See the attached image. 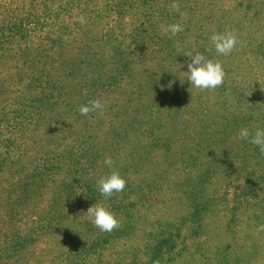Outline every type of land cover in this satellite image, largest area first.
<instances>
[{"label":"rangeland","instance_id":"obj_1","mask_svg":"<svg viewBox=\"0 0 264 264\" xmlns=\"http://www.w3.org/2000/svg\"><path fill=\"white\" fill-rule=\"evenodd\" d=\"M201 1L168 0L166 5L174 7ZM233 1L206 0L207 4L217 6L206 10L205 15H199L198 25L189 28L199 39L211 38L216 32H234L238 44L231 54H218L212 41L209 45L208 41L196 45V37H191L189 30L184 32L182 41L168 51L171 54L178 51L175 54L178 58L183 48L187 53L195 54L197 49L207 47L210 51L212 46L210 52L204 53L206 58L221 62L226 69V80L220 89L201 90L191 85L187 79V64L191 58L177 65L175 60L167 64L163 59L164 52L158 50L164 45L163 38L155 52H136L137 62L125 64V74L132 83L124 82L129 89L120 91L119 99L109 103L108 108L103 105L108 112L96 120L98 125L91 127L89 115L84 124L70 121L71 125L65 130L67 133H43L33 139L43 138L42 145L28 141L27 151L40 148L54 153L62 152L56 148L59 145L80 139L86 150H97L101 157L97 162L91 161V171L84 174L88 181L85 182L90 184V187L79 189L84 193L85 202L68 205L74 194L61 197V204L64 203L54 216L56 221L65 220L66 237L61 234L60 226L53 227L56 232L52 237L38 236L36 229H41L43 219L46 222L50 209L47 198L39 197L33 202L27 213L29 222L25 223L30 247L19 257L17 264H142L143 246L151 238L148 230L158 232L171 225L177 229L176 234H188V241L199 239L197 249H192L193 260L186 259L180 264H264V231H257L264 225V202L256 208L260 211L257 218L250 211L244 214L235 203L230 204L234 209L228 214L229 204L225 201L228 196L224 195V190L219 199H208L209 193L214 194L219 187L215 177L226 180L225 187L230 190L233 188L229 185H238L242 180L247 185L248 173L250 177H264V153L240 136V131L245 128L252 133L257 128L264 129V0H237L241 5H235ZM132 14L130 11L127 17ZM98 20L95 17V23L79 32L87 47L81 52V60L90 61V64L77 68L72 85L68 83L71 78L66 76L69 65H62L65 73L60 70V79H67L64 85L68 91L75 99L80 98L79 108L94 98L91 84L95 80L92 78L100 68L97 63L91 66V49H100L104 44V32L97 24ZM207 22L212 24L207 31L195 29ZM93 37L97 41L92 42ZM65 49H62L63 59L69 60L71 53ZM106 51L104 63L116 53L115 49ZM53 53L56 56L59 51L55 49ZM29 59L37 65L40 56L32 52ZM0 73V81H4L9 89H20L19 95L25 93L28 97V94L38 92L32 90L38 87L39 81L32 75L29 65L16 68L6 60L0 63ZM49 73L51 71L47 69L46 74ZM112 73L109 70V75ZM198 95L199 100L195 101ZM152 108L167 114L163 117L158 114L155 119L150 111ZM1 110L0 117L8 115V110ZM53 119L62 123L67 121L56 114ZM98 127L99 136L95 137L93 131ZM66 135L70 137L64 138ZM162 143L168 145L160 150ZM146 144L150 145L149 149L144 147ZM108 157L112 159L111 166L105 163ZM62 163L67 168L72 166ZM94 167L100 175H96ZM72 170L69 169L70 173L75 174ZM114 171L119 172L127 185L123 192L105 199L99 191L98 181ZM261 183L264 185V181ZM203 195L207 200L199 205L198 198L203 201ZM50 201L53 202V198ZM85 203H88L86 207ZM132 203L130 211L136 214L132 217L128 213L122 215L121 211H128ZM95 204L116 215L121 225L117 229L120 233L116 230L102 232L95 227L94 217L87 212ZM72 210L76 212L72 213ZM221 221H225V225L220 224ZM186 225L190 226L189 230L185 229ZM74 231L78 232L77 236L72 235ZM116 235L120 238H115ZM200 247L205 248L200 251Z\"/></svg>","mask_w":264,"mask_h":264},{"label":"trees","instance_id":"obj_2","mask_svg":"<svg viewBox=\"0 0 264 264\" xmlns=\"http://www.w3.org/2000/svg\"><path fill=\"white\" fill-rule=\"evenodd\" d=\"M167 2L168 0H0V63L7 60L16 68L29 65L32 75L39 81L38 87H32L33 91L38 92L33 95L28 94V97L25 93L19 95L20 89H9L4 81H0V113L1 109L8 110V115L3 114L0 117V264H17L19 257L26 248L30 247L25 223L29 222L27 213L30 206L39 197L47 198L50 211L46 216V222L43 219L41 229H36L38 236L46 234L52 237L56 232V229L53 231V227L60 226L61 234L66 237L68 228L64 223L65 220L56 221L54 213L64 203L61 204L60 201L64 195L74 194V197L70 196L68 205L78 201L85 202L84 193L79 192L80 188L90 187V184L86 183L88 181L84 179V174L91 171V161L97 162L98 157H101L97 150H86L80 139L56 147L62 149V152L53 153L51 150L44 151L40 148L26 150L30 140L40 145L44 143L43 138L33 140L38 135L67 133L68 130L66 132L65 130L66 126L71 125L70 121L84 124L87 123L86 119L89 115H91L90 125L93 127L98 125L96 120L108 112V109H103L102 114L97 110L86 116L81 115L79 111L81 107H78L80 98L75 99L74 94L68 91L67 86L64 85L67 79H60V70L65 73L62 65H69L66 76L71 78L68 83L72 85L79 67L90 64V61L81 60V52L87 47L79 32L95 23V17L99 18L97 24H100L104 32L102 35L104 44L100 49H91V66L97 63L100 68L95 71L96 76L92 78L95 81L91 84V94L94 96L91 101L99 100L108 108L109 103L119 99L120 91L129 89L124 82L129 81L131 84L132 80L125 74V64L137 62L136 52H155L160 46L159 41L164 38V45L158 49L164 52L163 59L167 64L174 60L176 65L183 63V60L190 59L185 55L187 53L185 48L178 58L175 55L178 51L172 54L168 51L182 41L185 31H191L190 36L196 37L190 26L198 25L199 15H205L206 10L217 6L207 4L206 0L191 5L182 3L174 7H167ZM233 4L237 5L238 1L234 0ZM130 11L133 12L132 17H127ZM80 17L84 18L85 23L80 22ZM173 24L181 25L183 31L169 38L171 33L167 29ZM211 26L212 24L207 22L195 29L207 31ZM194 40L196 45L198 42L206 43V41L209 45L212 41L209 37L201 39L196 37ZM94 41H97L96 38L92 40ZM65 47V51L71 53L69 60L63 59L62 49ZM55 49L59 51L56 56L54 53L51 54ZM107 49H115L116 53L104 63L103 56ZM210 51L207 47L202 50L197 49V52L204 56ZM32 52H37L40 56L36 61L37 65L29 59ZM24 55L26 59L22 60ZM47 69H50L51 73L46 74ZM109 70L113 71L111 75ZM224 70L226 72L225 68ZM220 88L221 86L216 89ZM78 95L81 97V93ZM199 97L200 95L195 101L199 100ZM87 101L84 104H89V100ZM150 111L153 116L155 115V119H158V114L162 117L167 114L159 108H152ZM55 114L65 117L67 121L62 123L59 119H53ZM75 117H80V120ZM43 126L45 127L42 128ZM93 134L95 137L99 136V127L93 131ZM77 136L80 137V134ZM68 137L70 136L66 135L64 138ZM167 145L162 143L159 149H165ZM144 147L149 149L150 145L146 144ZM62 162L70 163L72 166L64 167ZM69 169H73L75 174L70 173ZM93 170L96 171L97 176L100 175L96 167ZM248 177L247 185L242 183L243 180L239 181L238 185L235 183L229 185L233 190L225 187L226 180L215 177L219 187L214 190V194L209 193L208 199H219L224 190L226 192L224 195L228 196L225 200L229 204L228 214L234 209L230 204L235 203L244 210V214L250 211L258 218L260 211L256 208L264 202V185L261 183L264 177H250L249 173ZM94 196L96 197V194ZM203 197V201L198 198L199 205L206 202V195ZM51 198L53 202L50 201ZM87 204L85 203L84 206L86 207ZM133 205V203L129 205V210L121 211V214L128 213L129 217L135 215L136 212L130 211ZM74 212L76 211L72 210V213ZM225 223V221L220 222L222 225ZM185 229L189 230L190 226L186 225ZM115 230L120 233V230ZM154 230H148L151 238L147 239L143 246L142 264H180L186 259L193 260L192 249H197L198 238L188 241L189 235L183 232L176 234L177 229L172 225L158 232ZM72 235L77 236L78 232L74 231ZM115 238H120V235H116ZM204 248L198 249L203 251Z\"/></svg>","mask_w":264,"mask_h":264},{"label":"clouds","instance_id":"obj_3","mask_svg":"<svg viewBox=\"0 0 264 264\" xmlns=\"http://www.w3.org/2000/svg\"><path fill=\"white\" fill-rule=\"evenodd\" d=\"M80 22L85 23L83 17H80ZM168 32L171 33L169 38L176 36L183 28L179 24L169 25ZM215 50L220 55H229L237 47L238 39L234 32L228 31L226 33L213 34L211 37ZM190 57V62L187 64L188 80L191 85L201 90H214L222 86L225 82L226 72L219 61L207 59L203 54L197 52L195 54L188 52L185 54ZM163 88V86H161ZM171 87V84L168 86ZM103 105L99 100L90 101L89 104L81 106L79 109L81 115H88L90 112L97 110L103 112ZM242 138L248 139L253 145L259 147L260 151L264 153V129L257 128L254 133L247 128L240 131ZM105 163L111 166L112 159L106 158ZM127 181L119 174V172H112L108 177L102 178L98 181V188L101 195L108 199L115 193L123 192L126 188ZM88 214L94 217L93 223L95 227L102 232H112L118 229L120 225L119 219L116 215L107 210L104 206L95 204L88 209ZM257 231H264V225H261Z\"/></svg>","mask_w":264,"mask_h":264}]
</instances>
